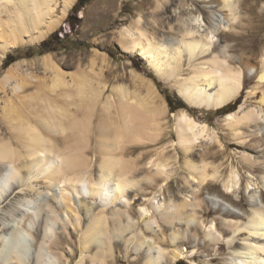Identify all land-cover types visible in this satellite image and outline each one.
<instances>
[{
    "label": "bare ground",
    "instance_id": "obj_1",
    "mask_svg": "<svg viewBox=\"0 0 264 264\" xmlns=\"http://www.w3.org/2000/svg\"><path fill=\"white\" fill-rule=\"evenodd\" d=\"M77 1L0 0V65L9 52L37 45L57 31ZM218 6L221 11L230 12L228 23L238 22L232 0H221ZM211 20V25H208L202 15L189 13L186 18L179 16V27L173 23L157 25V20H154L155 26L149 31L140 15L132 24L118 30L117 40L122 51L143 60L157 77L175 81L179 95L190 106L219 110L242 93L245 69L248 68L249 73H253L254 69L250 68L249 59L239 58V63L233 60L227 48L215 52L221 34L225 36L230 23L223 22L215 12L211 14ZM161 31L178 35V39L165 38ZM101 54L97 50L90 58V70L79 69L71 74L62 69L52 54L44 55L41 65L51 74L49 82L45 81L47 78L30 73L20 78L22 63L12 66L2 78L0 94L5 96L0 97V122L9 136L0 129L1 190L17 180L21 172L29 180L43 176L42 183L49 190L55 191L57 185L61 190L54 197L60 205V212L56 209L52 211L54 220H63V214L65 218L76 217L77 228L81 224L76 214L77 206L73 203L74 196L100 200L103 204L98 212L81 201L88 224L81 237L78 264H87L88 261L109 264L116 253V239L120 238L126 244L128 256L132 244L137 255H142L145 250L142 264H168L190 259L194 252L179 245L185 238L181 230L174 229L169 248L163 247L165 239L158 235L151 239L143 231H137V224L132 223L129 212V194L141 182L154 184L163 178L168 183L174 175L173 166L178 161L177 147L184 155L191 180L198 184V188H194V196L208 185L209 180H220L218 169L207 174V165H199L191 158L198 144L217 143L223 147L218 132L182 109L177 114L173 113L177 119V140L157 147L146 162L144 153L134 157L139 149L157 144L165 137L169 129V106L155 83L137 71L131 72L133 88L119 81L112 86L104 81L108 59ZM206 56L211 57L203 60ZM99 60L101 67L97 70ZM186 69L188 73H185ZM32 84L35 90L29 92ZM109 88L111 93L106 95ZM259 93L261 98L257 106L245 110L242 104L237 111L226 115L235 137H241V128L253 122L262 123L259 134H264V55L258 71V86L250 94L256 97ZM93 151L99 160L95 175L92 170ZM238 153L243 161L252 164L260 161L247 151ZM240 181L239 172L234 168L229 178L223 180V186L228 192H235L240 187ZM262 181L264 185V175ZM17 190L18 187L14 188L13 193ZM252 197L256 199L255 195ZM190 198L185 195L182 201L175 202L165 198L159 200L155 194L148 199L149 205L141 206L138 212L143 219L148 218L146 229H149V221L159 222L158 217L172 226L176 221H184L188 228L193 221L202 225L197 217L200 204L193 203ZM215 200L219 203L218 199ZM31 202V198L26 199L27 205ZM117 203L126 210H108ZM253 207L248 222L231 221L229 225L239 233L249 231V238L253 235L264 237V207L258 203ZM27 214L33 219L36 213L29 211ZM133 229L136 231L134 239L128 237ZM52 232L48 220L43 230L45 242L47 246L49 243L59 246L60 242ZM10 234L12 243L7 241ZM67 234L69 239L74 237V233ZM27 235L28 232L19 227L0 230V264H25L28 261ZM206 238L211 242L223 239L214 222L207 227ZM231 252L225 264H264V243L261 241L246 239L245 243L233 246ZM42 255L43 259L37 260L36 264H51V255L45 252ZM191 264L196 263L193 261Z\"/></svg>",
    "mask_w": 264,
    "mask_h": 264
},
{
    "label": "rangeland",
    "instance_id": "obj_2",
    "mask_svg": "<svg viewBox=\"0 0 264 264\" xmlns=\"http://www.w3.org/2000/svg\"><path fill=\"white\" fill-rule=\"evenodd\" d=\"M220 1L213 0L210 3L206 0H82L80 5H77V1L67 19L54 32L58 34L59 41L50 42L48 53L43 54L42 43L54 33L37 45L24 46L9 52L0 65V81L12 66L22 63V68L19 71L20 78L30 73L47 78L45 81L49 82L51 74L45 71L41 65L44 55L52 54L62 69L67 74H71L79 69L90 70V58L98 50L100 54L102 53L101 55L107 56L108 69H105L104 81H107L111 86L119 81V83L127 84L128 87L133 88L131 79L133 70L151 79L168 103L169 113L167 120L169 129L160 142L139 149L135 153L134 157L144 153L147 156L144 162L149 159L157 147L170 145L177 140L175 131L177 119L173 113L177 114L182 109L187 110L198 121L207 123L218 132L223 147H220L217 143L198 144L194 157L191 158L199 165L203 163L207 165V174L213 173L214 169H218L220 180H209L208 185L203 187L197 196H194V188H198V184L191 180L190 172L185 166L184 155L181 149L177 147L178 161L173 166V169H175L174 175L168 183L163 178H160L154 184L141 182L129 194L131 199L129 212L132 216V223L135 222L137 224L136 229L138 228V232L140 230L143 231L151 239L156 238V235L165 239L163 244L165 248H169L171 245V234L174 229L185 233V238L179 245L194 252L192 258L182 259L176 263L169 262L168 264H191L193 261L196 264H225L226 258L232 255V247L245 243L246 239L250 242L261 241V243H264V237L253 235L249 238V231L243 230L239 233L229 225L231 221L248 222L254 208L253 204L258 203L259 206L264 207V185L262 181V176L264 175V134H259V127L262 123L253 122L248 126L242 127L243 135L235 137L225 119L227 113L224 110H210L190 106L179 95L175 81L157 77L145 65L143 60L122 51L117 40L118 30L123 26L132 24L140 15L144 18L145 26L149 31L155 26L153 25L154 20H157V25L158 23L166 26L170 23L177 25L179 16L186 18L189 13L202 15L207 24L211 25V14L215 12L223 22H227L229 25L228 14L230 12L220 10L218 6ZM232 1L236 7L235 13L239 17L238 22L236 24L231 22L230 28L225 32V36L224 33L221 34L218 49L215 52H220L222 49L227 48L231 58L236 62L239 63V58L250 60V68L254 69V72L249 73L248 68L245 69L244 89L239 97L232 102L235 103L240 99V104L235 111L242 104H244L245 110L246 108L248 110L257 106L261 98L260 93L256 97H253L250 93L258 86V71L264 55V0ZM177 27L179 26L177 25ZM161 35L169 39H178V35L164 33V31H161ZM8 56L10 65L6 66L5 61ZM210 57L206 56L203 60ZM187 63L188 61L186 62V68ZM97 66L96 69L98 70L101 67L100 60ZM185 73H188V69H186ZM34 90L35 85L32 84L28 91L33 92ZM110 93L111 88L106 92V95ZM4 96V94H0V97ZM1 106L2 101L0 103ZM179 106H183V108H178ZM0 129L9 136L1 122ZM238 151H247L254 154L256 159L260 161L257 160V164L243 161ZM94 153V151L91 152L94 157L92 170L95 175L98 171L99 160L95 158ZM234 168L239 172L241 181L239 189L230 193L224 188L223 180L229 178L230 172ZM144 170H147V168H144ZM24 174V172H21L17 180L13 181L3 191L0 187V230L12 226L24 229L25 233L28 232L25 239L26 243L29 244V252L28 261L25 264H36L37 260L43 259L42 254L44 252L51 255V264H78L81 257L80 241L88 224L85 210L81 208V201L87 202L96 212L99 211L103 203L96 198H78L75 195L73 203L77 206L78 212L76 211V214L80 217V227H76L78 218H65V214H63V220L55 221L52 211L56 209L60 212V205L54 197L60 194V187L57 185L55 191L49 190L42 183L43 176L29 180ZM250 184H252V188L249 187ZM162 185L164 187L161 190L160 187ZM16 187H18V190L13 193ZM155 194H157L159 200L165 198L167 201L173 200L175 202L182 201L185 195L190 196L193 203L196 201L200 204V207L197 208V217L203 224L193 221L192 226L188 228L184 221H176L172 226L162 221L161 217H158L157 220L159 222L149 221V229H146L148 218L143 219L138 211L141 206H148V199ZM253 195H255L256 199H253ZM27 198L32 199L30 205L26 203ZM215 199H218L219 203H215ZM111 209H121L124 212L126 207L117 203L116 205H111L108 210L111 211ZM190 210L192 211L193 208L190 207ZM29 211L36 213V216L33 215V219L28 216L27 213ZM48 220L52 225V233L55 232L56 234L53 235L60 242L59 246L53 243H49L47 246L45 242L43 230ZM212 222L216 224L217 230L223 236V239L219 242H211L206 238L207 227ZM132 231L128 237L134 239L136 231L134 229ZM67 233H74V237L69 239ZM7 241L13 242L11 234ZM116 243V253L114 258L109 260V264L143 263L144 254H146L145 250L142 251V255H137L135 246L132 244L133 246L130 245V254L128 256L124 240L122 238L116 239ZM87 264L92 263L88 261Z\"/></svg>",
    "mask_w": 264,
    "mask_h": 264
},
{
    "label": "trees",
    "instance_id": "obj_3",
    "mask_svg": "<svg viewBox=\"0 0 264 264\" xmlns=\"http://www.w3.org/2000/svg\"><path fill=\"white\" fill-rule=\"evenodd\" d=\"M81 1L82 0H78V4L77 5H80ZM57 36H58V34L54 33L53 35H51V37L48 40H46V41H44L42 43V52H43V54L44 53H48L51 41H59V38ZM5 64H6V66L10 65L9 56L6 59ZM168 102L171 103L170 101H168ZM239 104H240V99H238V101H236L235 103H232V104L230 103V104H228L227 106H225V107H223L221 109L224 110L228 114V113H231V112L235 111ZM178 108H183V106H179ZM175 109H177V108H175ZM221 109H219V110H221Z\"/></svg>",
    "mask_w": 264,
    "mask_h": 264
}]
</instances>
